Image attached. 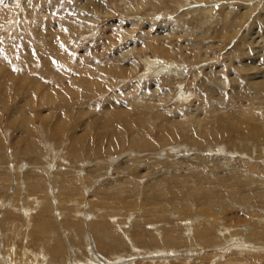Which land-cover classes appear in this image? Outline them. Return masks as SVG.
<instances>
[{
    "label": "rangeland",
    "instance_id": "obj_1",
    "mask_svg": "<svg viewBox=\"0 0 264 264\" xmlns=\"http://www.w3.org/2000/svg\"><path fill=\"white\" fill-rule=\"evenodd\" d=\"M0 43L5 48L0 49L5 55L0 83L7 74L21 83L0 85V250L5 259L20 258L18 264H25L23 258L29 264H104L103 258L110 264H187L185 259L264 264L263 238L246 240V251H237L234 243L241 239H232L246 238L240 228L264 231V196L255 185L242 189L228 177L234 164L264 169V137L254 138L249 129L264 130V0H0ZM117 114L123 118L113 121ZM127 122L133 130L121 141L114 139L119 145L110 151L70 153L82 139L102 147L101 133L124 129ZM173 132L178 142L160 144V137ZM185 134L190 140H181ZM141 142L151 148L142 149ZM25 146L29 154L18 153ZM153 181L160 183L150 193ZM91 215L110 216L119 228L92 217L90 224L103 230L96 233L87 223ZM136 221L142 225L128 234V223ZM199 222H217V245L153 253V246L140 239H161L153 226L178 239L182 228ZM88 228L96 241L112 230L108 240L118 247L108 250L102 242L96 248L95 241L93 251ZM143 230L153 234L147 237ZM50 252L58 257H49Z\"/></svg>",
    "mask_w": 264,
    "mask_h": 264
},
{
    "label": "bare ground",
    "instance_id": "obj_2",
    "mask_svg": "<svg viewBox=\"0 0 264 264\" xmlns=\"http://www.w3.org/2000/svg\"><path fill=\"white\" fill-rule=\"evenodd\" d=\"M0 49H4L5 50V48L3 47V44L2 43H0ZM3 56H5L4 54H2V56L0 55V58H3ZM5 58V57H4ZM8 60V59H7ZM9 61V60H8ZM32 64V63H31ZM30 64V65H31ZM35 64V63H34ZM30 65L28 64V66L30 67ZM50 65V64H49ZM48 65H46V67H47ZM33 67H35V66H33ZM31 68V67H30ZM48 69H50V68H48ZM51 70V69H50ZM11 73V72H10ZM24 74V73H23ZM61 74V73H60ZM9 76V77H8ZM11 77V78H10ZM13 77H15V75H9V74H7V76H4L3 77V79H1V81L3 82V83H5L6 84V82H9V83H11L13 86H15V87H20V85H21V83L20 82H17L15 79H17V78H13ZM2 78V77H1ZM21 78V77H20ZM29 79V78H28ZM39 80V79H38ZM23 81V80H22ZM33 81V80H32ZM37 82V81H36ZM5 84H1L0 83V85H3V86H5ZM39 86V85H38ZM2 93L4 94L5 93V91L3 92L2 91ZM52 93V92H51ZM3 94H1V96H3ZM61 96H62V94H60ZM68 97V96H67ZM1 98V97H0ZM51 99H53L54 97L52 96V94H51V97H50ZM61 98V97H60ZM41 99V98H40ZM0 102H1V99H0ZM42 102V101H41ZM26 103V102H25ZM60 104V103H59ZM36 105V104H35ZM42 106V105H41ZM14 116V115H13ZM62 116V115H61ZM37 117V116H36ZM62 118H63V116H62ZM65 118V117H64ZM120 118H123L122 117V115H119V114H117L116 116H113V121H116V119L118 120V119H120ZM111 119V118H110ZM46 120H48V118L46 119ZM45 120V121H46ZM243 122H247V121H245V118H242L241 119ZM45 121H43V122H45ZM103 121H105V120H103ZM111 121V120H110ZM255 122V120L254 119H251V123H254ZM8 123V122H7ZM249 123H250V121H249ZM1 124V123H0ZM12 124H17V122H14V121H12ZM26 124V123H25ZM60 124H61V122H60ZM101 124V123H100ZM34 125V124H33ZM32 122H30L29 123V127L30 128H32ZM119 125V124H118ZM125 125V127H124V129H115L114 131H112L111 133H109V132H104V133H101V135H100V141H106L105 142V144H103L102 145V147L101 146H96V147H92V146H90V145H88V144H86V142L85 141H83V139L81 140V144L82 145H85V146H82V145H80V144H74V145H72L71 146V148L69 149V151H70V153L71 154H76V153H79V152H83V151H85V152H87L88 150L89 151H92V149L93 148H97V151L99 152V154L101 153V155H102V153L103 152H106V151H110L111 150V148H114V146H116V144H118V140L119 141H121L122 140V136L124 137V132L125 131H132L133 130V126L131 125V123L130 122H127L126 124H124ZM21 126V125H20ZM26 126V125H25ZM44 126H45V123H44ZM58 126V125H57ZM56 126V127H57ZM114 126V125H113ZM13 127V126H12ZM110 127V126H109ZM116 127V126H115ZM43 128V127H42ZM46 128V127H45ZM18 129V128H17ZM48 129V128H47ZM106 129V128H105ZM250 132L253 134V137L255 138V137H257V138H260V137H264V130H258L255 126H251L250 128ZM2 130V129H1ZM18 130H20V129H18ZM35 130H36V127H35ZM57 130H59V129H57ZM113 130V129H112ZM174 130V129H173ZM33 131V130H32ZM16 132V131H15ZM26 132H31V130L30 131H28V127H27V129H26ZM14 133V132H13ZM41 133V132H40ZM46 133V132H45ZM58 133V132H57ZM177 132H173L172 134H170L169 133V136H167V137H160V139H159V141H160V144L162 143V144H166L167 142L168 143H174V141L175 142H178L177 141V134H176ZM18 134V133H17ZM39 134V133H38ZM106 134H109V137H105L106 136ZM135 135V134H134ZM160 136V135H159ZM21 138V137H20ZM22 138H24V136L22 137ZM108 138L110 139L109 141H108ZM117 138V141L116 140H114V139H116ZM44 139V138H43ZM58 138H56V140H57ZM121 139V140H120ZM142 139V138H141ZM190 140V138H189V136L187 135V134H185V135H182L181 136V140ZM125 140V139H124ZM129 140V139H128ZM127 140V141H128ZM130 140H132V139H130ZM136 141V140H135ZM137 142V141H136ZM135 142V143H136ZM23 143V142H22ZM121 143V142H120ZM123 143V142H122ZM125 143H127L126 141H125ZM129 143V142H128ZM133 144V143H132ZM131 144V146H133ZM28 145V144H27ZM119 145V144H118ZM136 145V144H135ZM134 145V146H135ZM138 145L140 146V147H142V149H146V148H151V144L150 143H146V142H141V144H139L138 143ZM29 146V145H28ZM134 146L132 147V148H134ZM18 147H19V145H18ZM30 147H31V145H30ZM119 147V146H118ZM2 148V147H1ZM126 148V147H125ZM129 148H130V146H129ZM138 148V147H137ZM19 149V148H18ZM20 149H23V150H20L18 153H21V155H23L24 153L25 154H29V148H27V146H25V148H20ZM116 150V149H115ZM131 150H133V149H131ZM16 152H17V150H15ZM134 151V150H133ZM138 151V150H137ZM131 151H129V153H130ZM135 153H136V151H134ZM134 152H131V154H133V155H135V153ZM144 152V151H143ZM147 152V151H146ZM114 153H115V151H114ZM129 153H128V155H129ZM108 154V153H107ZM137 155H140V156H142L143 155V153L142 152H138V153H136ZM132 155V156H133ZM130 156V155H129ZM128 156V157H129ZM96 157V156H95ZM130 158V157H129ZM31 159V158H30ZM34 160V159H33ZM132 160V159H131ZM250 160H252V158L250 159ZM132 163H135V162H132ZM131 163V164H132ZM76 164V163H75ZM123 164V163H122ZM127 164V163H126ZM240 164V163H239ZM239 164H234L232 167H233V171L231 172L230 171V173H229V176L228 177H231L235 182H240L241 184H240V186L242 187V189L243 188H247L249 185L251 186V185H255V190H260V192H261V195L262 196H264V194L262 193L263 191H264V169H261L258 165L257 166H253L252 168L251 167H249V166H247V165H245L244 164V168H245V170H243V169H241L240 168V166H239ZM74 165V164H73ZM125 165V164H124ZM128 165V164H127ZM134 165V164H133ZM140 165V164H139ZM8 166V165H7ZM138 167V166H137ZM129 168V167H128ZM131 168V167H130ZM135 168H136V166H135ZM140 168V167H139ZM221 168V167H220ZM223 168H225L224 166H223ZM229 168V167H228ZM136 170V169H135ZM9 171V170H8ZM137 171V170H136ZM198 171V169L197 170H195V172H197ZM10 172V171H9ZM137 172H139V171H137ZM136 172V173H137ZM200 172V170L198 171V173ZM226 172V171H225ZM19 173V172H18ZM29 174V173H28ZM37 174V173H36ZM132 174V173H131ZM233 174V175H232ZM133 175H134V172H133ZM139 175V174H138ZM227 176V175H226ZM76 177H77V175H76ZM79 177V176H78ZM171 179L173 180V178L171 177ZM162 181V178L160 179V182ZM28 182V181H27ZM160 182H158V181H153V185H147L148 187H149V192L150 193H153L152 191H150V190H152V188L151 187H153L155 184H157V186H159L158 184L160 183ZM32 185V184H31ZM33 185H35L34 183H33ZM51 185V184H50ZM28 187V186H27ZM33 187V186H32ZM35 187V186H34ZM137 187H138V184L136 183L135 184V191H136V189H137ZM57 188V187H56ZM106 188H107V185H106ZM105 188V189H106ZM31 189V188H30ZM103 189V188H102ZM101 189V190H102ZM121 189V188H120ZM1 190V189H0ZM27 190V189H26ZM33 190V189H32ZM53 190V189H52ZM15 191V190H14ZM111 191H113V190H111ZM129 191V190H128ZM24 192V191H23ZM36 192V191H35ZM258 193V192H257ZM231 194H233V193H231ZM230 194V195H231ZM27 195V194H26ZM203 195V194H202ZM228 195V194H227ZM254 195H255V192L252 194V195H246V196H248L247 197V201L248 200H251L250 198H255L254 197ZM48 196V195H47ZM208 196H211V195H209V194H207L206 195V197H208ZM232 197V196H231ZM242 197H244V196H242ZM223 198H225V196H223ZM233 198H234V200L235 201H237L238 199V195L237 194H234L233 195ZM258 198V197H257ZM112 199V198H111ZM113 199H115V198H113ZM217 199H218V197H217ZM246 199V198H245ZM244 199V200H245ZM90 200V199H89ZM124 200V199H123ZM218 200H220V199H218ZM224 200V199H223ZM227 200H228V198H227ZM230 200V199H229ZM91 201V200H90ZM209 201V200H208ZM242 201H243V199H242ZM43 202V201H42ZM45 202V201H44ZM69 202V201H68ZM162 202V201H161ZM183 202V201H182ZM219 202V201H218ZM217 202V203H218ZM221 202V201H220ZM227 202V201H226ZM241 202V201H240ZM244 202V201H243ZM253 202V201H252ZM39 203V202H38ZM184 203V202H183ZM236 203V202H235ZM244 204V203H243ZM255 204V203H254ZM2 205V204H1ZM40 205V204H39ZM181 205V204H180ZM257 205V204H256ZM255 205V206H256ZM103 206V205H102ZM101 206V207H102ZM183 206V205H182ZM209 206V205H208ZM93 207V206H92ZM97 207V206H96ZM187 207V206H186ZM223 208H227V206H222ZM230 207V206H229ZM236 207L238 208V205H236ZM253 207V206H252ZM47 208V207H46ZM45 208V209H46ZM180 208V207H179ZM251 208V207H250ZM261 208V207H260ZM97 209V208H96ZM109 209V208H108ZM231 209V208H230ZM224 210V209H223ZM226 210V209H225ZM249 210V209H248ZM44 211V210H43ZM94 211V210H93ZM97 212H99L98 211V209L96 210ZM86 212V211H85ZM92 212V211H91ZM221 212H223L222 210H221ZM251 212H253V211H251ZM250 212V213H251ZM261 212V211H260ZM259 212V213H260ZM102 213V212H101ZM160 213V212H159ZM220 213V212H219ZM99 214H100V212H99ZM221 215V214H220ZM198 216V215H197ZM92 217H93V219L96 221H98L99 219H101V220H103L104 218L107 220V221H109V223H110V225H111V229H113L114 227L116 228V227H118L119 226V222H118V220H112L111 219V217L110 216H108L109 217V220H108V218L107 217H105V215L104 216H101V215H91V216H89V218L87 219V223H88V225H90L89 227H91V229L93 230V231H95L96 233H102V231L101 232H99L100 230H97V228H99V227H97L95 224L94 225H92V224H90V220L92 219ZM82 219H83V216H82ZM114 219V218H113ZM255 219V218H254ZM257 219V218H256ZM255 219V220H256ZM264 219V218H263ZM254 220V221H255ZM26 222V221H25ZM100 222V221H99ZM103 222V221H102ZM131 222V221H130ZM150 222V221H149ZM193 222H195V221H193ZM259 222V221H258ZM85 223V222H84ZM86 223V224H87ZM263 223V222H262ZM26 224H27V226L28 227H31L32 226V223L29 221V223L28 222H26ZM44 224H46L45 222H44ZM103 224H105L104 222H103ZM128 224H130V226L131 227H129L128 225V234H130L131 235V233L133 232V228L134 229H136L137 227H140L139 226V224L140 223H138V221H136V222H133V225H132V223H128ZM193 224V223H192ZM252 224V223H251ZM54 225V224H53ZM82 225H84V224H82ZM99 225H100V223H99ZM124 225V224H123ZM140 225H142V224H140ZM217 222H212L211 224H210V226L209 225H205V224H203V223H200L199 222V224H195V227H185V228H182V230H181V236L178 238V239H168V237H170L168 234H166V235H163L164 233H162L161 231L160 232H158L159 230H158V228H157V226H153V227H150L151 229V231L153 232V233H158L160 236H161V239H159V238H156V240H146L145 238H144V236H142V237H140V239H142V243H144V245H151V247L153 246V248H152V250H153V253L154 252H165L166 251V249L168 250V249H171V247H173V248H176L177 246H188V245H192V244H197L196 246H202V244H204V243H206V244H209V243H211V245L210 246H213V245H217V241H218V239H217V237H215V233H216V231H217V229H218V227H217ZM264 225V224H263ZM37 227H38V225H36ZM25 227V226H24ZM121 227H124V226H121ZM148 226H146V228H147ZM252 227V226H251ZM40 227H38L37 229H39ZM119 228V227H118ZM90 228H88V230H86V237H87V239L89 240V241H91V243L92 244H90L91 245V248H92V250L94 251L95 250V247H93V244H95V241L96 240H94L93 239V237L94 236H91L90 235V233H92V232H90V230H89ZM122 229V228H121ZM162 229H165L164 227H162ZM187 229V230H186ZM245 229V231L247 232H245L247 235L245 236L246 238H244V237H242V236H235L234 238H232V239H234V240H239V239H241V241H237V242H235L234 243V245H236V247H237V251H239V250H245V249H247L248 248V246H250V245H248V243L246 242V240H248V239H250V240H253L254 239V237H257V236H260V238H263L264 239V231H254L255 229H249V227L248 228H240V230H241V232L243 233V230ZM29 230V229H28ZM33 230V229H32ZM40 230V229H39ZM148 230H149V228H148ZM41 231V230H40ZM64 231V230H63ZM144 232H145V234L147 235V233H148V235L149 234H151L150 233V231H147V230H143ZM164 231V230H163ZM184 231H185V233H184ZM42 232V231H41ZM38 233V232H37ZM43 233V232H42ZM113 233L114 232H112V230H111V232H108V231H106V233H105V237H104V239H98L97 241H96V248L99 246L100 248L101 247H103V245H102V242H103V244H105V245H107L108 247V250H110L111 248H113V249H115L114 247L116 246L115 244H114V242H112V241H109L108 239L110 238V237H113ZM152 233V234H153ZM239 233V232H238ZM9 234V233H8ZM11 234H13L14 236L16 235V237H20L19 236V234H17L16 232H14V231H12L11 230ZM99 234V235H100ZM121 234V233H120ZM122 234H124V233H122ZM145 234H143V235H145ZM151 234V235H152ZM93 235H94V233H93ZM107 235V236H106ZM115 235V234H114ZM126 235V234H125ZM148 235H147V237H148ZM182 235H184V237L182 236ZM223 235H225V234H223ZM233 235V234H232ZM101 236V235H100ZM49 237V236H48ZM48 237H47V239H48ZM97 237V235L95 236V239H97L96 238ZM125 237V236H124ZM127 237V236H126ZM150 237V236H149ZM230 237V236H229ZM249 237V238H248ZM43 238V237H42ZM114 238H115V236H114ZM153 238V237H152ZM162 238H164V239H162ZM257 238H259V237H257ZM45 239V238H44ZM51 239V238H50ZM110 239H112L113 240V238H110ZM133 239V238H132ZM148 239V238H147ZM46 240V239H45ZM52 240V239H51ZM1 241V240H0ZM50 241V240H49ZM129 241V240H128ZM229 241V240H228ZM259 241V240H258ZM2 242V241H1ZM1 242H0V244H1ZM255 242H256V240H255ZM154 243H157V245H159V248H162L163 250H158V248L157 247H155V245H154ZM51 244V243H50ZM55 244V243H54ZM109 244H111V245H109ZM3 245V244H2ZM44 245V244H43ZM194 245V246H195ZM248 245V246H247ZM15 246V245H14ZM13 246V247H14ZM52 246V245H51ZM137 246V245H136ZM193 246V245H192ZM48 247H50V246H48ZM116 247H118V245L116 246ZM124 247V246H123ZM252 247V246H251ZM33 248V247H32ZM89 248V247H88ZM137 248V247H136ZM135 248V249H136ZM196 248V247H195ZM202 248V247H201ZM48 249V248H47ZM113 249H111V250H113ZM6 250V249H5ZM50 250V249H49ZM139 250V249H138ZM8 251V250H7ZM10 251V250H9ZM101 251V250H100ZM116 251H118V250H115V252ZM136 251V250H135ZM143 251V250H142ZM192 251V250H191ZM246 251V250H245ZM1 250H0V264H18V263H22V262H20L21 260H20V258H16V260H15V262H13L12 261V256L10 257L11 259H5V257L3 256V255H1ZM73 252V251H72ZM115 252H113V253H115ZM119 252V251H118ZM117 252V253H118ZM179 252V251H178ZM42 253V252H41ZM75 253V252H74ZM73 253V254H74ZM6 254H7V252H6ZM17 254V253H16ZM15 254V255H16ZM19 254V253H18ZM28 254V253H27ZM27 254L25 253V255H23V256H26L27 257ZM47 254H49V257H50V255L53 257H58L57 255H55L54 254V252H53V254H52V252H50V253H47ZM112 254V253H111ZM22 255V254H21ZM114 255V254H113ZM75 256V255H74ZM185 256V255H184ZM6 257H8L7 255H6ZM30 257H32V255H30ZM115 257H117V255H115ZM119 257V256H118ZM157 257V256H156ZM177 258H178V256H176ZM207 257V255H205V256H203L202 258H206ZM99 258H101V257H99ZM44 259V258H43ZM46 259V258H45ZM56 261H57V259L56 258H54ZM181 259H182V257H181ZM23 260L25 261V264H29L28 263V261L26 260V258H23ZM28 260H29V258H28ZM31 260H33V258L31 259ZM30 260V261H31ZM49 260V259H48ZM108 260L109 259H101V261L102 262H104V264H110L109 262H108ZM117 260V259H116ZM34 261V260H33ZM32 261V262H33ZM115 261V260H114ZM185 262H187V264H192V262H190V260L189 259H185L184 260ZM36 262V261H35ZM49 262V261H48ZM76 262V261H75ZM37 263V262H36ZM38 263H39V260H38ZM42 263H46V262H42ZM33 264V263H32ZM58 264V263H57ZM77 264V263H76ZM132 264V263H131Z\"/></svg>",
    "mask_w": 264,
    "mask_h": 264
},
{
    "label": "crops",
    "instance_id": "obj_3",
    "mask_svg": "<svg viewBox=\"0 0 264 264\" xmlns=\"http://www.w3.org/2000/svg\"><path fill=\"white\" fill-rule=\"evenodd\" d=\"M2 82V81H1ZM3 83V82H2ZM3 84H5V83H3ZM6 85V84H5Z\"/></svg>",
    "mask_w": 264,
    "mask_h": 264
}]
</instances>
